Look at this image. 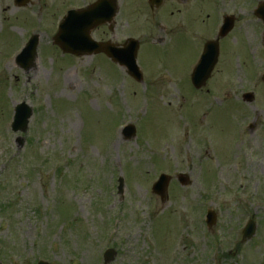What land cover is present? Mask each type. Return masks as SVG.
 I'll list each match as a JSON object with an SVG mask.
<instances>
[{
	"label": "rangeland",
	"instance_id": "rangeland-1",
	"mask_svg": "<svg viewBox=\"0 0 264 264\" xmlns=\"http://www.w3.org/2000/svg\"><path fill=\"white\" fill-rule=\"evenodd\" d=\"M30 1L15 8L0 0V259L105 264L100 253L112 248L108 264H264V44L253 16L264 0H195L194 33H163L147 12L127 27L119 12L118 41L142 46V84L107 58H62L52 47L48 25L83 1ZM169 11L157 13L173 31ZM223 15L237 23L206 86L194 91L191 72ZM30 26L38 58L22 69L14 57ZM165 34V43L150 44ZM245 93L253 102L242 101ZM23 102L34 115L26 133L14 134L13 110ZM127 123L136 134L124 141ZM180 173L188 186L174 178ZM160 174L171 177L164 203L151 192ZM207 209L216 215L209 230ZM250 217L255 235L241 243Z\"/></svg>",
	"mask_w": 264,
	"mask_h": 264
},
{
	"label": "water",
	"instance_id": "water-1",
	"mask_svg": "<svg viewBox=\"0 0 264 264\" xmlns=\"http://www.w3.org/2000/svg\"><path fill=\"white\" fill-rule=\"evenodd\" d=\"M17 3H22V0H17ZM24 0L23 3L24 4ZM104 15V12L99 10V8H95L92 11L86 12L81 15H77L74 12H71L69 14V20L64 21V27L66 30H63V26L60 28L61 31L59 32L58 36L55 38V43L60 46L64 51H69L73 54H82L85 51L86 47H89L91 44V41L89 40L88 34L86 32H83L84 29L88 30L93 28L94 26L101 24L104 22L103 18H100ZM256 15L260 17V19L263 22L264 25V5L261 6V8L258 9L256 12ZM232 26V20H226L225 25L222 28L221 35H225ZM83 28V29H82ZM70 30V32H69ZM80 31V32H79ZM65 37L68 39V41L65 42L66 45L62 44V38ZM132 46L129 45L128 47H125L123 49H119L115 56L114 61H117L120 65H124L128 68L129 74L132 75L135 79L138 81L141 80L140 73L135 65V55L137 50V44L135 42H131ZM35 41L30 42V48L31 51L29 53V59L27 60L28 63H31L35 57L34 54V48H35ZM131 47V48H130ZM108 55H111V52L108 53ZM217 45L215 43H211V45L208 46L207 53L203 56L201 62L195 69L193 75H192V83L196 88H200L204 85L206 80L208 79L213 66L216 63L217 60ZM251 100V97L248 98ZM32 116L31 109L25 105L24 103L20 104L16 108V115L15 120L12 124V130L14 132H25L28 125V119ZM129 133L133 134V128H130L128 130ZM128 133V134H129ZM128 138V137H127ZM180 183L182 185L187 184V178L183 176L178 177ZM169 178L162 175L158 179V181L154 184L152 191L159 195L161 199H164L166 188L168 185ZM122 183L120 184L119 190H121ZM209 225H213L215 218L214 214L211 213L209 215ZM253 234V225L247 226V228L244 231V238H250ZM113 258V252L108 251L105 254V261L106 263L111 261Z\"/></svg>",
	"mask_w": 264,
	"mask_h": 264
},
{
	"label": "flooded vegetation",
	"instance_id": "flooded-vegetation-1",
	"mask_svg": "<svg viewBox=\"0 0 264 264\" xmlns=\"http://www.w3.org/2000/svg\"><path fill=\"white\" fill-rule=\"evenodd\" d=\"M95 1H97V0H92L90 2V4H92ZM194 1L195 0H154L149 5L148 2H146V4H145L143 2V0H125V7H123V9L127 15L126 20L131 23L132 27H135V26H139L140 24L142 25V23H140V21H139L138 15L144 13L146 8L148 10H150L151 14H154L155 18H156L157 12L161 11V9L163 7L166 8L167 6H169V10H170L169 15L172 17H177L178 22H179V25L177 27H175L177 33L178 32H189V31H192L194 33L193 23L196 22L195 14L193 15ZM103 2L105 4V7L112 6V4H110L111 0H103ZM113 2H114V0H113ZM171 2L175 3V5L173 7H172V5H170ZM206 20H207L206 21L207 23L210 22L208 15L206 16ZM207 23H205V24H207ZM48 27H49V30L48 31L46 30V34H50L51 45L55 50L59 51V48H57L52 43V39L55 36L57 28L55 25H53V23L48 25ZM50 27H51V29H50ZM162 30L164 31V33H170L171 32L170 30H169V32H167L166 28H164ZM90 36L93 40L98 42V44L107 45L108 43H110L113 45L114 48H117V44L119 43V41H118V36H119L118 24H117V22H115V19H114L113 24H111V23L105 24V25H102V26L95 28L91 32ZM96 55L106 57L103 53H99ZM4 255L6 256L5 253H4ZM14 255L20 258V255H17L16 253H14ZM4 258L7 260L6 257H4ZM8 258H12L13 261L9 262L7 260L9 263H6L2 257V259H0V263L1 264H16V263H18L12 255H9Z\"/></svg>",
	"mask_w": 264,
	"mask_h": 264
}]
</instances>
